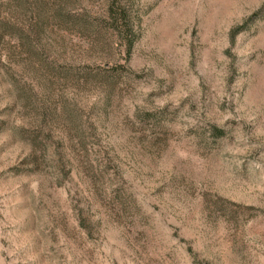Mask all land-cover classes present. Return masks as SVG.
Returning <instances> with one entry per match:
<instances>
[{
	"label": "rangeland",
	"instance_id": "1",
	"mask_svg": "<svg viewBox=\"0 0 264 264\" xmlns=\"http://www.w3.org/2000/svg\"><path fill=\"white\" fill-rule=\"evenodd\" d=\"M0 264H264V0H0Z\"/></svg>",
	"mask_w": 264,
	"mask_h": 264
},
{
	"label": "trees",
	"instance_id": "2",
	"mask_svg": "<svg viewBox=\"0 0 264 264\" xmlns=\"http://www.w3.org/2000/svg\"><path fill=\"white\" fill-rule=\"evenodd\" d=\"M118 11L113 10V5L110 6L107 12L108 20L113 24V17ZM119 21L125 22L127 20V12L125 9L121 10ZM57 18L61 20L65 25L68 26V30L77 31L81 34H89L90 36H98L101 32V28L98 26L91 25L88 17L85 14L74 13L72 10L60 11L57 13ZM106 20V21H108ZM129 28V25H126ZM130 29V28H129ZM134 44V39L129 38L128 47L131 50Z\"/></svg>",
	"mask_w": 264,
	"mask_h": 264
}]
</instances>
